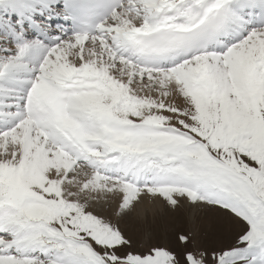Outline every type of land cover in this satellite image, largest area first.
Instances as JSON below:
<instances>
[{"label":"snow or ice","instance_id":"snow-or-ice-1","mask_svg":"<svg viewBox=\"0 0 264 264\" xmlns=\"http://www.w3.org/2000/svg\"><path fill=\"white\" fill-rule=\"evenodd\" d=\"M0 264H264V0H0Z\"/></svg>","mask_w":264,"mask_h":264},{"label":"rangeland","instance_id":"rangeland-1","mask_svg":"<svg viewBox=\"0 0 264 264\" xmlns=\"http://www.w3.org/2000/svg\"><path fill=\"white\" fill-rule=\"evenodd\" d=\"M126 223L141 244L151 240L172 250L177 249L179 234L188 235L192 243L207 244L213 240L216 231L215 220L203 212L187 205L173 209L161 201L145 200Z\"/></svg>","mask_w":264,"mask_h":264}]
</instances>
